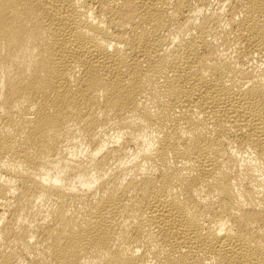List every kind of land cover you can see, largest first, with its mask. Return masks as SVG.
<instances>
[{
	"label": "bare ground",
	"instance_id": "bare-ground-1",
	"mask_svg": "<svg viewBox=\"0 0 264 264\" xmlns=\"http://www.w3.org/2000/svg\"><path fill=\"white\" fill-rule=\"evenodd\" d=\"M0 264H264V0H0Z\"/></svg>",
	"mask_w": 264,
	"mask_h": 264
}]
</instances>
